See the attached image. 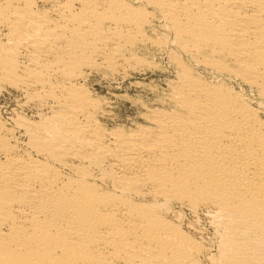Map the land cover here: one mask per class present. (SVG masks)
Returning a JSON list of instances; mask_svg holds the SVG:
<instances>
[{"label":"bare ground","instance_id":"1","mask_svg":"<svg viewBox=\"0 0 264 264\" xmlns=\"http://www.w3.org/2000/svg\"><path fill=\"white\" fill-rule=\"evenodd\" d=\"M155 51L167 89L116 121L92 74ZM6 86L0 264H264V0H0Z\"/></svg>","mask_w":264,"mask_h":264},{"label":"rangeland","instance_id":"2","mask_svg":"<svg viewBox=\"0 0 264 264\" xmlns=\"http://www.w3.org/2000/svg\"><path fill=\"white\" fill-rule=\"evenodd\" d=\"M156 51L155 54H151L150 56H152L153 59H156V61L159 62L160 68L159 66H156L153 68L145 69L144 72L142 70L134 71L132 72L133 74H131L125 79H122L121 77L112 79L98 72H94L92 74L90 84H92L91 86L93 90L102 96H106L110 98V99L108 98L111 101L110 108H112L114 113L118 114V119H116V121L121 120L126 124L132 123L134 117L138 116L139 100H147V101L153 100L155 97H157L156 94H161L164 90L167 89V83H166L167 79L174 76L175 73L173 72L175 71L168 59L167 51H161V52L160 51L156 52ZM163 57H165L164 60ZM100 77L102 78L100 79ZM136 80L140 81V83H138L139 85L137 83H136L137 85L135 84ZM11 88L12 87L6 86L5 89L2 88L0 90V107H2L3 114H6V110L10 111L14 106H17V104L20 103V101L22 100L19 92L16 89L14 88L11 89ZM184 211H185V221L190 220L193 223H195L193 225L196 230L191 228L195 236L197 238L199 237L198 239L201 238L200 240L203 241L205 244L208 243L209 238L210 237L212 238L213 235V229L210 222L208 221L209 219L204 214L197 216L191 213L190 210L187 208H185ZM196 218L198 219V222ZM207 260L209 259L206 258L204 259V264H209V263L217 264V263H211V261H207Z\"/></svg>","mask_w":264,"mask_h":264}]
</instances>
